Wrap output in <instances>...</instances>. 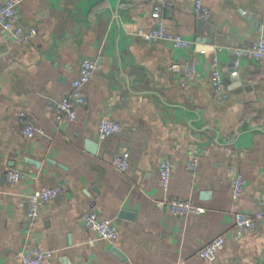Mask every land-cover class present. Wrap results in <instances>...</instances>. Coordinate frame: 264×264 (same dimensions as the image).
Wrapping results in <instances>:
<instances>
[{"label": "crops", "instance_id": "0c3cea01", "mask_svg": "<svg viewBox=\"0 0 264 264\" xmlns=\"http://www.w3.org/2000/svg\"><path fill=\"white\" fill-rule=\"evenodd\" d=\"M194 2H161L168 29L189 40L188 48L137 36L158 22L148 0H22L16 24L25 33L34 27L36 37L20 44L0 29V264H19L26 246L52 250L46 264H264V216L250 235L234 237L237 212L264 211V61L241 56L233 76L237 57L227 50L264 39V0H203L208 18L194 14ZM200 20L214 29L226 99L213 90L215 50L197 49ZM84 57L98 63L83 89L86 101L77 103L76 118L59 120L58 102ZM188 58L196 60L194 76L168 69ZM22 110L43 135L23 134ZM104 117L122 130L101 139ZM123 152L130 155L125 172L113 165ZM164 159L172 165L167 191ZM9 168L26 178L8 183ZM238 174L244 184L235 198ZM57 183L66 192L29 220L28 195ZM165 197L189 198L204 210L174 216L157 204ZM87 210L110 219L118 239L86 228ZM218 235L225 244L217 258L200 257Z\"/></svg>", "mask_w": 264, "mask_h": 264}, {"label": "built area", "instance_id": "2783aa9c", "mask_svg": "<svg viewBox=\"0 0 264 264\" xmlns=\"http://www.w3.org/2000/svg\"><path fill=\"white\" fill-rule=\"evenodd\" d=\"M155 3L152 11V16L157 19V24L152 27L140 28L137 31V36L147 43H158L161 41L170 42L176 48H188L191 42L183 38L179 34L172 33L163 20L162 3L164 0H148ZM22 0H4L0 3V29L10 32L20 44H26L32 41L36 35L37 30L32 27L27 33L23 28L16 24L19 15V7ZM172 3H170L171 5ZM195 15L202 18L210 16L209 8L204 4L203 0H195L193 6ZM221 47H218V51ZM227 50L236 55L235 69L232 72L236 74L239 66V57L248 56L251 58L264 61V39H254L247 47H227ZM98 69V63L95 58L84 57L78 71V76L72 81L71 91L64 96L57 105L56 118L61 120L64 118L74 119L77 115V103L83 104L86 101L84 94V86L90 81L94 72ZM168 69L172 72H181L188 77L194 76L196 72V60L188 58L184 61H173L170 63ZM211 78L213 90L216 96L220 99L229 97V91L226 88L224 75L220 66L217 50L213 52L211 62ZM18 122L22 125V132L26 136H37L45 133L44 129L37 125L31 118H29L24 110L20 111L18 115ZM122 130V124L110 117H104L99 126V136L101 139L119 133ZM129 152L118 154L114 160L113 165L122 172L129 168ZM198 156H194L190 161V167L196 166ZM160 183L167 191L172 177V165L167 160L161 161L159 166ZM26 178V174L17 168H9L6 171V179L10 184H15ZM244 180L241 174H238L234 179V197L241 195ZM67 190L64 183H57L55 185H44L34 189L27 197L26 216L31 221L39 219L42 205L51 201ZM160 208L165 209L174 216L186 217L190 213H202L203 208L196 206L189 198L180 197H165L157 201ZM264 216V211H258L251 215L245 212H237L235 214L234 222V237L242 239L250 235L256 228V221ZM82 222L84 226L102 238L109 241H116L119 237V229L108 218L102 216L95 210H87L82 214ZM224 235H218L209 243L201 247L198 251L200 257L213 261L217 258L219 252L224 247ZM53 257V252L42 246H26L20 258L19 264H46V262Z\"/></svg>", "mask_w": 264, "mask_h": 264}, {"label": "water", "instance_id": "95a60500", "mask_svg": "<svg viewBox=\"0 0 264 264\" xmlns=\"http://www.w3.org/2000/svg\"><path fill=\"white\" fill-rule=\"evenodd\" d=\"M205 20H200L199 21V28L197 30V36H196V42H197V49L199 51H214L215 50V39H214V29L213 27H208L205 28ZM253 25H255L253 23ZM256 27H259V25H257ZM207 31V32H206ZM206 32V33H205ZM238 73L233 74V76H236ZM225 80V78H224ZM91 145L90 150L92 152H95V148H96V143H94V141H89L88 142ZM6 177V176H4ZM116 252L118 251V249H114Z\"/></svg>", "mask_w": 264, "mask_h": 264}]
</instances>
